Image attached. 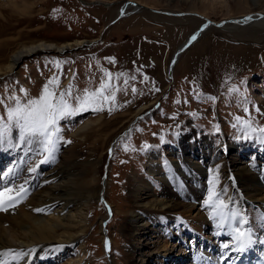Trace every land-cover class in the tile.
<instances>
[{"label": "rangeland", "instance_id": "rangeland-1", "mask_svg": "<svg viewBox=\"0 0 264 264\" xmlns=\"http://www.w3.org/2000/svg\"><path fill=\"white\" fill-rule=\"evenodd\" d=\"M126 1L0 0V65L5 64L9 55L23 44L38 41L72 43L96 39L102 33L91 44L68 47L61 53L51 48L23 56L10 73L0 77V97L6 104L12 103L7 99L11 95L19 96L21 100L38 97L52 77L59 80L58 91L67 90L71 85L73 97L82 95L84 89L91 91L98 87L102 79H107L105 70L113 74L112 89L119 88L111 113L107 110L111 105H106L103 111L89 109L61 120L63 140L55 159L40 165L36 173L27 171L38 159L35 153L28 152L26 146L15 147L12 144L0 146V162L3 163L0 172L17 165L15 180H31L49 168L57 169L66 160L72 161L75 172L81 173L76 175L77 178L81 175L91 177L95 170L99 181L105 178L106 202L91 203L90 221L82 234L70 242L72 245L61 263L72 260L73 264H197L203 258L199 255L207 253L210 254L208 258L215 260L211 252L214 250L219 254L224 243H231L227 231L218 240L209 233V229L204 230V236L210 238V245L207 241L197 243V240L193 245L194 238L190 234L181 235L182 239L175 243L170 239L169 229L158 225V222L156 228L148 225L150 232L141 230L143 221H140V215L136 222H131L133 211L146 214V208H137L131 200L128 178L133 175L147 177L151 190L157 194L162 184L147 173L148 158L156 161L159 169L168 173L166 176L170 178L173 173L169 172V153H180L182 148H186V143H201L204 150L211 149L215 156L214 164L205 167L207 184L198 207L201 211H210L204 201L214 170L219 174L218 188L227 189L224 198L234 195L236 205H240L238 196L245 197L246 194L234 190L243 181H232L219 167L238 161L239 153L235 150L223 153L221 147L225 143H236L245 149L247 156L264 155V143L255 138L246 139L239 126L232 127L236 116L247 118L249 114L254 118V126H264V35L260 37L261 33L254 29L237 30L236 35H229L220 31V26H215L183 51L172 76H167V67L177 47L203 22L193 13L217 22L264 11V0L258 3L252 0H128V7H125ZM136 2L155 10L138 9ZM123 6V16L113 21ZM170 11H176L178 15L170 17V14L162 13ZM187 14H190L189 18L184 17ZM117 74L124 75L117 79ZM133 87L136 88L135 93ZM21 88L27 90V97ZM156 88L159 91H155ZM233 88L238 91L230 92L229 89ZM207 97L216 99L212 101ZM144 106L148 109L135 121L134 114ZM245 108L248 113L244 112ZM4 114L5 108L0 105V115ZM88 121L91 122L88 129L76 135L80 126ZM128 126L130 128L126 130ZM88 158L95 161L93 166L82 164ZM261 171L260 177L264 176V167ZM260 181L255 188L260 189ZM174 183L177 184L178 179ZM244 183L249 188L250 182ZM251 201L244 199L241 203L244 202L247 211L250 210L247 216H252L250 222L257 228L253 229V235H258L264 219L252 212L253 206L250 205L256 201ZM178 230L174 226L171 232L176 234ZM263 233L259 234L262 236L257 240L259 245L264 243ZM190 244L192 247L188 246ZM162 246L171 247L165 257ZM181 250L186 253L183 256L186 259L176 263L174 258ZM225 250L229 249L222 253ZM45 255L41 264L50 261V253Z\"/></svg>", "mask_w": 264, "mask_h": 264}, {"label": "bare ground", "instance_id": "bare-ground-1", "mask_svg": "<svg viewBox=\"0 0 264 264\" xmlns=\"http://www.w3.org/2000/svg\"><path fill=\"white\" fill-rule=\"evenodd\" d=\"M259 1L260 0H252L254 3H258ZM128 2L124 4L125 7H128ZM124 6L118 11V16H122L125 12L123 11ZM135 6L138 9L143 7L154 11V9L147 8L138 2L135 3ZM168 13H170V17L174 14H178L176 11H170ZM187 15L184 17L189 18L190 14ZM249 17H251V19H248ZM224 20L227 21L218 26H220V31L226 32L229 35L232 33L236 35L235 33L237 30L244 29L257 30L261 33L260 37L264 35V11H254ZM213 27H215V25L212 26L208 24L207 21L205 22V20H203L200 27L177 47L167 67L168 77L172 76L173 68L180 59L183 51L203 35L206 30ZM194 35L196 36L195 40L192 39ZM82 41L83 40H75L72 43L64 44L38 41L27 45H20L9 55L7 62L0 65V77L10 73L17 61L30 52H43L47 51L44 49L51 48L65 49L78 45ZM186 43L187 45L185 46ZM146 108L145 106L141 107L133 117L141 115ZM90 124L91 122L89 121L84 122L75 134L79 135L80 131L84 133ZM221 148V152L223 153L232 150L239 153L238 161L219 165L220 168L225 170L227 177L232 181L236 179L243 181L234 190L237 191V193L246 194L245 197H243V195L238 196L240 200L239 207L241 210L244 207L243 211L246 212L245 214L247 215L250 210L247 211V205L244 204L245 201L243 203H241V201L244 199H250L252 200L251 202L256 201L255 204L250 205L254 208V210L252 208V212L254 211V214L258 213V215L260 214L264 219V182H262L260 189L255 188V185L257 186V184H259V182H257L258 180H264V177L259 176L262 174L261 168L264 167V155L263 157L258 156L255 158L253 155L247 156L245 154V149L243 150L242 146L236 143H225ZM210 150L211 149L208 151L204 150L201 143L196 144L190 142L186 143V148H182L180 153L171 151L169 153L171 155L169 158V172L170 174L173 173V176L170 178L167 177L168 173L161 171L158 163L149 157L148 163L146 164V171L151 177L161 182L162 188L160 192L156 194L151 190L152 185L147 177L133 175L128 178V191L131 200L136 204L137 208L140 206L146 208V214L133 211L130 216V221L136 222L139 219V215L140 217L142 216L140 220L143 221L141 230H148L147 232L152 231L148 228L149 226L154 225L155 227L157 225L156 222H158V225L162 227L166 226V228L169 229V233L173 235H170V239L173 241L175 240V243H177L179 239H182L180 238L181 235L187 236V234H190V236L194 238V244L199 236L202 239L198 240L197 243L201 240L205 241L208 237L204 236V230L208 229L211 235H215L214 237H220L222 234L224 235V232L227 230L217 229L216 221L209 215L210 211H201L198 207V204H201L200 195L206 186L205 172L207 170H205V167L207 168V166L214 164L215 155H213L211 152L212 150ZM82 164L93 166L95 161L88 158V160H83ZM2 166L3 163L0 162V171L2 170ZM64 168L67 170H62ZM75 171L74 163L65 160V163H63V165L60 163V167L58 166L57 169L49 168L31 180H28V184L26 185L28 189L27 197L7 212L0 211V250L13 248L27 251L34 248L35 252L25 261H22L21 264L44 263L42 257L48 253H50L51 256L49 257L50 261L46 264H73L71 259V261L66 260V262L61 263L64 254L67 252V249L70 248V242L82 234L84 227L90 221L89 208L91 203L95 201L106 202L105 178L99 181L96 170L91 177L86 178L81 175L77 178L76 175L81 173ZM175 179H178L177 184L174 183ZM244 181L250 182L249 188L245 187L246 184ZM23 182L24 180H15L16 184ZM0 185H2V183H0ZM226 197L228 198L230 196L226 195ZM231 198L235 200L234 195ZM38 208L44 209V211H35V209ZM249 218L250 217H248V219ZM103 219L104 217L101 218L102 223L104 221ZM174 226H177V230L179 229L178 232L176 231V234L171 232ZM250 226L252 230L257 229L254 228L252 222H250ZM258 231L259 233L264 231L263 223L262 228L259 227ZM57 245H63V247H56ZM162 248H165L163 252V256L165 257L169 253L168 249L170 250L171 247L162 246ZM182 251L183 250L177 252L174 258L176 263L183 261L184 258L186 259V257H183L186 253ZM224 253H227L228 257L230 254H234V257L241 252L229 249L227 251L225 250ZM260 254L264 255V243L263 250ZM225 263L226 259H222L220 264ZM197 264L209 263L207 258L203 257L201 261H197Z\"/></svg>", "mask_w": 264, "mask_h": 264}, {"label": "snow or ice", "instance_id": "snow-or-ice-1", "mask_svg": "<svg viewBox=\"0 0 264 264\" xmlns=\"http://www.w3.org/2000/svg\"><path fill=\"white\" fill-rule=\"evenodd\" d=\"M248 19H251V17ZM192 39L195 40L196 36L194 35ZM109 59L112 60L113 58ZM57 66L59 65L57 64ZM112 75V73L105 70L106 80L102 79L99 86L94 90L84 89L82 95L75 97L72 96L71 85L67 90H57L59 87L57 77H52L45 83L38 97L21 100L19 96L11 95L7 97L8 100L12 101L11 104H6L5 99L0 97V105L5 108V114L0 115V146L4 144H12L15 147L26 146L28 152H34L38 157L33 166L29 167L27 171L36 173L40 165L55 159L60 141L63 140L60 127L62 119L89 109L103 111L106 105H111L107 108L109 113L114 110L116 91L119 88L117 86L115 90L112 89ZM122 75L124 74H117L116 78L119 79ZM132 79H135V77H132ZM124 83L127 84V80ZM20 91L25 97L28 96L26 89L21 88ZM132 91L135 93L136 88L133 87ZM155 91H159V89L156 88ZM229 91H238V89L233 88ZM197 98H200L199 95ZM207 99L215 101L216 98L207 97ZM256 111L260 112V109L256 108ZM244 112L248 113L249 110L245 108ZM234 119L236 123L232 127L239 126L244 138H255L264 143V126H254L255 121L250 114L247 118L236 116ZM217 131H219L218 127ZM161 140L163 141V137H161ZM67 142L70 143L71 141ZM145 147L148 146L145 145ZM125 150H127V146H125ZM17 175V165L0 172V183H2V186H0V211L7 212L28 195V189L26 188L28 180L16 184L15 178ZM218 185L219 174L214 170L209 180L204 205L210 209L209 215L216 221V227L221 230L226 229V234L230 237L231 243H224L222 248L243 252L254 243L253 230L248 216L231 197L224 198L227 189L218 188ZM35 211L42 212L44 209L38 208ZM56 247L62 248L63 245H57ZM107 247L108 242L106 241ZM34 252V248L27 251L13 248L0 250V264H21ZM5 257L8 259H5ZM227 258L228 254L224 253L222 259Z\"/></svg>", "mask_w": 264, "mask_h": 264}, {"label": "water", "instance_id": "water-1", "mask_svg": "<svg viewBox=\"0 0 264 264\" xmlns=\"http://www.w3.org/2000/svg\"><path fill=\"white\" fill-rule=\"evenodd\" d=\"M133 3V2H132ZM148 10V9H147ZM155 10V9H154ZM148 11H150V10H148ZM152 12V11H151ZM163 14H166V15H168V14H170V13H168V12H162ZM178 15V14H177ZM193 15L194 16H197V17H199L200 19H203V20H205V22L207 21L208 22V24H212V25H215V26H218V25H221V24H223L224 22H226L227 20H220V21H217V22H214V21H211V20H209V19H207L206 17H204V16H202V15H198V14H195V13H193ZM123 16V15H122ZM121 16H117V17H114L113 18V21L114 20H116V19H118V18H120ZM105 28V27H104ZM104 30V29H103ZM102 30V31H103ZM102 33L100 32L99 33V35H98V38H96V39H92V40H84V41H82L80 44H78V45H75V46H73V48L74 47H77V46H82L83 44H91V43H93V42H95V41H97L98 39H99V37H100V35H101ZM187 45V43L185 44V46ZM72 47V46H71ZM70 48V47H69ZM66 49V48H65ZM65 49H55V50H53L54 52H57V53H61V52H64L65 51ZM68 49V48H67ZM49 52V51H48ZM145 113V112H144ZM139 116V115H138ZM137 116V117H138ZM137 117H135L134 118V120L137 118ZM133 120V121H134ZM128 128V127H127ZM127 128H126V130H127ZM125 130V131H126ZM114 142V141H113ZM113 142L111 143V145H110V149H111V146H112V144H113ZM110 149H109V152H110ZM103 176H105V172H103Z\"/></svg>", "mask_w": 264, "mask_h": 264}]
</instances>
